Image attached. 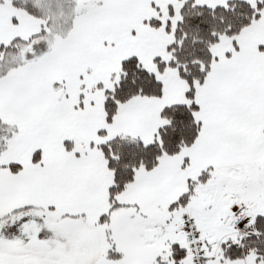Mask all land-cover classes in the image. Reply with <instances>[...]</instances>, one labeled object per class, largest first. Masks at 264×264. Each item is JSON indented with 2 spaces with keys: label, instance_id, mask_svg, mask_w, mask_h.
I'll return each mask as SVG.
<instances>
[{
  "label": "snow or ice",
  "instance_id": "1",
  "mask_svg": "<svg viewBox=\"0 0 264 264\" xmlns=\"http://www.w3.org/2000/svg\"><path fill=\"white\" fill-rule=\"evenodd\" d=\"M0 264H264V0H0Z\"/></svg>",
  "mask_w": 264,
  "mask_h": 264
}]
</instances>
